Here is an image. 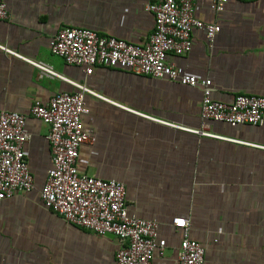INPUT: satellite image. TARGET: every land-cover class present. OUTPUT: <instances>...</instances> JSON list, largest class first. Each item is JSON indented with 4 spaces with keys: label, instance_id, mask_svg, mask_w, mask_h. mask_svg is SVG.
<instances>
[{
    "label": "crops",
    "instance_id": "obj_1",
    "mask_svg": "<svg viewBox=\"0 0 264 264\" xmlns=\"http://www.w3.org/2000/svg\"><path fill=\"white\" fill-rule=\"evenodd\" d=\"M4 1L9 18L0 21V46L112 102L84 95L83 122L91 139L81 146L76 165L82 174L122 182L128 213L157 223L166 246L152 263L174 264L181 236L172 220L184 218L191 238L204 249L203 264H264V121L235 128L203 123L198 87L104 67L86 76L50 53L58 30L70 27L142 46L154 26L147 6L159 0ZM211 2L194 0L193 13L220 28L213 45L203 31L194 30L192 50L180 57L170 54L167 61L209 79L218 101L230 102L236 95L264 99V0H228L220 12ZM77 92L0 50V112L27 117L31 138L24 154L34 181L31 192L0 202V264H115V237L68 224L39 196L50 167L48 127L32 118L30 108Z\"/></svg>",
    "mask_w": 264,
    "mask_h": 264
},
{
    "label": "built area",
    "instance_id": "obj_2",
    "mask_svg": "<svg viewBox=\"0 0 264 264\" xmlns=\"http://www.w3.org/2000/svg\"><path fill=\"white\" fill-rule=\"evenodd\" d=\"M227 2L212 0L211 7L220 12ZM193 7L194 0H159L149 4L146 10L153 17V32L142 46L103 37L87 28L70 27L58 30L49 43L50 53L68 66L81 68L86 76L96 67H104L154 79L166 78L190 88L198 87L203 123L213 122L232 128L261 126L263 98L236 95L230 102L218 101L213 98L209 79L188 75L167 61L170 54L180 57L192 50L194 30L203 31L208 46L213 45L220 28L195 18ZM8 14L5 1L0 0V21L7 20ZM0 50L37 68L42 76L59 79L78 89L77 93L54 95L45 105L35 102L29 111L32 118L48 127L45 139L50 148V167L39 194L43 206L68 224L99 236L113 235L119 243L115 264H153L154 256H160L166 246L165 240L158 237L157 223L128 213L122 182L82 174L76 165L81 146L91 139L90 129L83 122V117L88 114L84 95L106 99L84 85L66 79L46 64L31 61L3 46ZM26 120V116L15 112H0V202L15 193H29L33 189L34 181L24 154V146L31 138ZM180 129L257 147L203 130ZM172 225L181 236L174 264H203L204 249L191 238L189 220L175 218Z\"/></svg>",
    "mask_w": 264,
    "mask_h": 264
},
{
    "label": "water",
    "instance_id": "obj_3",
    "mask_svg": "<svg viewBox=\"0 0 264 264\" xmlns=\"http://www.w3.org/2000/svg\"><path fill=\"white\" fill-rule=\"evenodd\" d=\"M110 236H113V235H111V234H109Z\"/></svg>",
    "mask_w": 264,
    "mask_h": 264
}]
</instances>
